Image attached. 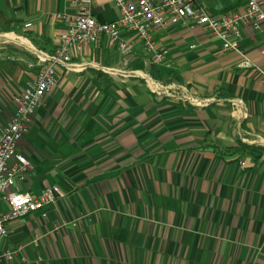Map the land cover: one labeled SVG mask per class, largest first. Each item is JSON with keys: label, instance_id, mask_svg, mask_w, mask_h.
<instances>
[{"label": "crops", "instance_id": "crops-1", "mask_svg": "<svg viewBox=\"0 0 264 264\" xmlns=\"http://www.w3.org/2000/svg\"><path fill=\"white\" fill-rule=\"evenodd\" d=\"M197 2L215 12L245 6ZM73 9L70 0H0V33L50 53L64 30L54 14ZM92 10L98 21L119 18L113 0H92ZM130 38L127 65L101 37L71 52L72 67H54L55 84L15 151L32 164L20 191L36 195L56 185L63 196L6 224L0 248L20 251L0 264H264V154L255 159L242 149L264 147V83L256 70L264 69V27L240 29L251 69L198 26L155 32L165 51L155 64L159 80L221 100L201 108L156 97L141 79L146 71L132 67L138 59L146 66L147 55ZM38 69L30 51L0 45V135L14 95ZM230 100L243 110L238 127Z\"/></svg>", "mask_w": 264, "mask_h": 264}, {"label": "built area", "instance_id": "built-area-1", "mask_svg": "<svg viewBox=\"0 0 264 264\" xmlns=\"http://www.w3.org/2000/svg\"><path fill=\"white\" fill-rule=\"evenodd\" d=\"M72 11L55 13L54 18L64 24L60 42L50 53L36 49L28 40L9 33H0V45L14 43L33 53L39 69L35 80L21 93L14 95L15 110L0 135V204L7 210L0 212V241L8 237L6 224L32 212L45 211L46 207L62 197L56 186H47L40 193L32 195L22 192L18 184L32 168V164L22 154L16 153L17 144L26 135L36 109L55 84L56 65L72 67L71 52L83 46L106 38L115 46L124 64L130 61L135 49V40L147 55L144 64H161L165 61V51L155 40V32L170 25L198 26L221 41L223 49L236 52L242 59L238 66L251 69L254 64L240 48V29L245 26L251 31L264 27V0H245L243 13L233 9L212 11L197 0H113L119 10L115 21H98L93 14L92 0H70ZM29 27L30 23L24 25ZM129 35V36H127ZM264 54V48L261 50ZM264 83V69H256ZM147 88L159 99L171 98L206 107L219 99L198 97L186 86L177 83H163L153 78L147 71L140 74ZM231 114L240 125L243 110L239 102L230 100ZM61 225L54 229L57 232ZM37 238L34 239V242ZM20 247L0 248V263L12 261Z\"/></svg>", "mask_w": 264, "mask_h": 264}, {"label": "trees", "instance_id": "trees-1", "mask_svg": "<svg viewBox=\"0 0 264 264\" xmlns=\"http://www.w3.org/2000/svg\"><path fill=\"white\" fill-rule=\"evenodd\" d=\"M133 63L134 64H132V67L139 68V69H144L153 78L158 79V80L161 79V75H160L159 69L156 68L154 63L149 64L148 66H144L142 64V60L141 59L135 60ZM242 149L248 151V154L252 155L255 159H257L262 154H264V147L263 146H258V145H253V144H248V145L243 144L242 145Z\"/></svg>", "mask_w": 264, "mask_h": 264}, {"label": "rangeland", "instance_id": "rangeland-1", "mask_svg": "<svg viewBox=\"0 0 264 264\" xmlns=\"http://www.w3.org/2000/svg\"><path fill=\"white\" fill-rule=\"evenodd\" d=\"M254 256L259 257V256H261V253L257 252V253H255Z\"/></svg>", "mask_w": 264, "mask_h": 264}]
</instances>
